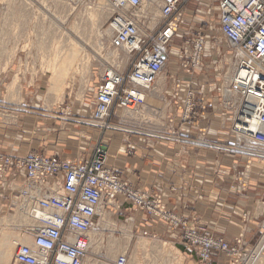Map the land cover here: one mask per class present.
Masks as SVG:
<instances>
[{"label":"built area","instance_id":"1","mask_svg":"<svg viewBox=\"0 0 264 264\" xmlns=\"http://www.w3.org/2000/svg\"><path fill=\"white\" fill-rule=\"evenodd\" d=\"M108 2L112 9L108 21L110 47L125 53L131 59L130 67L124 73L112 68L102 71L94 98L82 106L86 120L76 123L91 125L103 136L120 132L128 155L141 145L148 157L162 160L175 154L168 145L171 143L183 150L189 145L205 146L206 112L220 108L221 117L229 116L228 130L234 136L230 148L223 149L245 160L244 169L235 176L236 190L243 192L253 160L264 161V0H197L206 8L203 13L210 21L196 29L183 15L187 0ZM145 4L156 7L160 15L155 31L144 27V17L137 12ZM213 31L230 58L224 60L226 55L221 53ZM205 57H214L220 72L216 101L208 100L209 74L198 73L203 70ZM145 113L150 120L134 125V134L128 133L127 126L111 124L112 119L127 121ZM252 125L255 131L250 130ZM105 138L110 142L109 135ZM101 140L87 158L73 160L33 150L22 156L0 152V183L21 181L17 187L10 185L11 206L13 214L24 219L17 228L28 240L15 246L11 264H84L94 246L97 218L105 206L120 205L121 201L163 222L171 235L194 253L196 264H210L216 254L232 256L237 252L244 231L231 245L200 230L195 221L189 224L183 220L164 204L159 191L135 190L108 164ZM247 217L242 215L243 222Z\"/></svg>","mask_w":264,"mask_h":264},{"label":"crops","instance_id":"2","mask_svg":"<svg viewBox=\"0 0 264 264\" xmlns=\"http://www.w3.org/2000/svg\"><path fill=\"white\" fill-rule=\"evenodd\" d=\"M182 10L184 18L195 29L200 27V23L210 21L203 13L206 8L198 4L197 0H187ZM153 28L152 25L151 29ZM214 61L217 62L215 59L205 57L203 70L198 72L209 74L208 88L211 89L209 101L219 100L216 87H219L221 79ZM3 68L4 63L0 64V85L7 86L4 91L1 90L3 86H0V152L12 156H22L29 150L41 152L47 156L59 152L58 155L72 160L82 156L73 144L78 138L76 133L81 136L80 133L83 132L87 136L85 126L82 124H75L72 129H65L66 132H59L61 122L55 116L42 113L44 109L26 111L20 108L18 111H14L15 109L9 111V63L4 70ZM26 106L29 107V105ZM22 107L25 108L24 105ZM218 110L220 108L214 107L206 112L209 123H203V126L208 128V134L204 139L205 146L189 145L183 150L178 144L171 143L168 145L174 149L175 154L168 155L166 159L148 157L147 150H144L141 145L128 155L127 145L123 143L121 135L117 132H107L102 136L101 143L105 144L108 164L119 171L121 178L129 181L135 190L146 193L159 191L164 204L169 206L175 214L189 224L195 221L197 228L206 230L213 237L221 238L231 245L236 236L244 231V247L246 246V250L252 249L253 245H257L261 242L259 240L264 239L262 211L264 163L251 165L246 189L243 192H237L235 176L239 169H244L245 161L237 153L223 149L230 148V143L234 142V136L228 130L229 116L221 117ZM69 132H73L75 136L73 137ZM190 133V137L193 138L195 129L192 128ZM107 135L110 137V142L105 140ZM62 138L64 139L61 140ZM87 141L85 139L83 141L82 138L79 142L92 148L99 142L98 137L97 140L94 137L90 142ZM90 150L86 151L88 155L85 154L82 158H87ZM6 181V183H0V220L4 218L7 220L13 215L10 185L17 187L21 183L19 179ZM102 212L100 218H97L99 223L105 214L104 220L107 225L102 234L115 232L120 243L124 244L128 250L125 249L126 252L119 255V264H129L131 243L134 240L138 247L136 256L139 254L140 258L145 259L146 262L142 261L141 264H147L150 260L154 261H150V264H196L194 253L181 245L163 222L146 211L137 209L130 202L121 201L120 205L105 206ZM243 214L248 215L247 221L243 222ZM108 225L114 226L116 230H109ZM92 240L94 241V235ZM164 246L176 250L182 260L175 261L173 256L165 254ZM92 251L93 249L84 264H88L87 259L100 258L110 264L113 263L110 258L103 256V253L98 256ZM147 254L149 258L146 259ZM214 257H217V254L213 256L211 264H221L215 262ZM218 257L224 258L222 255ZM122 258L123 263H120Z\"/></svg>","mask_w":264,"mask_h":264},{"label":"rangeland","instance_id":"3","mask_svg":"<svg viewBox=\"0 0 264 264\" xmlns=\"http://www.w3.org/2000/svg\"><path fill=\"white\" fill-rule=\"evenodd\" d=\"M41 1L0 0V64L4 63V70L9 63V86H11L13 81L16 82L13 90L9 91L10 87H8L9 111L11 109H15L14 111H18V109L20 108H23L26 111L44 109V111L42 110V113H46V115L50 116H55L56 118H58V121L61 122V130L59 128V132H66L64 131L65 129H72L73 125L83 123L86 120L87 115L82 106L90 101V99H87L88 97L91 99L94 98L93 91L96 88L98 77L102 73V71L106 68H112L116 70L117 67L114 65V62L111 58L112 53L114 52L113 54H117L120 57H123L122 55H125V53L113 50L109 46L111 36L108 40L105 36H103V39L102 37L98 36L99 30L102 33L107 31L108 21L112 15V9H110L111 11L109 12L105 11L110 7L108 0H84L83 2L76 3V5H73L71 2H69L71 3L69 5L68 1L63 0ZM137 12L144 17L143 25L145 28H147V30L155 31L158 28L160 15H158L159 13L156 7L155 10H153V16L149 12V10H147L146 5H142L137 10ZM154 12L157 16H154ZM146 14H148L149 17H146ZM153 17L156 18L158 22L156 26L151 29L152 25L150 24V22ZM212 33L211 34L213 35V37L217 39V42L219 43L221 53L223 55H226L224 57V60L225 58H230L229 54H227L228 49L223 41L220 40L218 33L216 31H213ZM60 41H62V43H60ZM97 41H99L100 44H98ZM58 42L60 44V47L58 45ZM72 42H75L76 44L78 43L80 46H77H79V48H83V51L80 53L81 56L79 55V60L73 68L72 75H69L65 83V86L63 88L64 92H62L61 94L62 96H59L58 99L57 97L52 98L49 92V81L50 77L52 76L53 66L57 63L59 57H61V55L68 49V47L70 46L68 44ZM53 46H55L56 49H53L55 48ZM94 46L95 48H93ZM62 47L64 49H62ZM102 48L103 51L100 50ZM97 49L99 51H97ZM59 51L63 53L61 54ZM56 57L58 59H56ZM52 59L57 61H53ZM213 59L215 58L213 57ZM218 60H221V58L219 57ZM130 61L131 59L128 58L125 62L126 66L122 67L121 69L117 68L116 71L122 73L127 71L130 67ZM85 66L87 67V69L85 68ZM75 67L79 68L75 69ZM46 68L49 69L48 72ZM81 68L83 69V71ZM0 86H3L1 87L2 91L6 90V84H2ZM23 105L25 106V108L22 107ZM26 105H29V107H27ZM146 105L149 106V100H147ZM158 107H162L164 109V106L160 104H158ZM126 120L127 121L119 122L117 119H112L111 124H118L124 127L127 126L128 133L134 134V125H137L141 120H150V117L145 113L142 117L132 116ZM83 126H85L87 136L83 132H79L81 136L76 133V137L78 138L73 142L82 156L85 154L88 155L86 151H89L92 148L91 146H87L86 144L79 142L80 140H82V138L83 141L84 139L85 141H87L88 137L87 142H90L92 138L95 137L97 140L98 137V140L100 142L103 136L99 129L93 128L91 125ZM69 133L73 135V137L75 136L71 132ZM117 133L121 135L119 136L122 139V133ZM92 134L93 137L91 138ZM131 136L133 137L134 135ZM63 139L64 138H62L61 140ZM82 156H80L78 159L82 158ZM254 163L260 165L263 164L264 161L259 162V160H256L255 158L253 160V164ZM240 171L242 170L239 169L238 172ZM262 211L264 213V204L262 206ZM4 220L5 218L0 220V242L4 238V235H2L3 232L9 234V236H11L12 233H20L17 226L22 225L24 219L19 214L14 213L10 217V220H8L7 222H5ZM109 230L115 231L116 229L114 228V226L109 225ZM259 241L262 242L264 241V239ZM93 242L95 243V245L92 252L97 254L98 256L103 253V256L105 255V257L110 258L111 261H113L112 264H119V255L123 254L124 251L126 252L127 250L124 244L120 243L119 237L115 232H108L105 235L101 233L100 236H98L97 241L94 239ZM258 244L253 245L254 248L252 247V249L249 248L246 250V246L244 247L242 237V244L238 247L237 252L234 255H222L224 256V258H219L218 256L220 255L218 254V258L214 257V259H216L215 262H219L221 264H264V245L259 254L255 251ZM165 247L167 246H164L163 250ZM137 250L138 247L135 244L134 240L131 243L130 257L132 260H129V264H141L142 261L145 262V259L142 260L139 254L138 256H136ZM165 254H167V252H165ZM146 256V259L149 258L148 254ZM87 261L88 264H110L108 261L102 258L87 259ZM150 261H147V264H150ZM120 263H123V258Z\"/></svg>","mask_w":264,"mask_h":264},{"label":"bare ground","instance_id":"4","mask_svg":"<svg viewBox=\"0 0 264 264\" xmlns=\"http://www.w3.org/2000/svg\"><path fill=\"white\" fill-rule=\"evenodd\" d=\"M41 1V0H40ZM149 1V0H148ZM42 2V1H41ZM46 2H48V1H46ZM52 2V1H51ZM69 3V2H68ZM43 4V3H42ZM71 3H69V5H70ZM73 5H76V3H72ZM68 5V4H67ZM146 5V7H147V10H149V12L151 13V15L153 16V10H155V8H153V7H150V5L149 4H145ZM68 7V6H67ZM70 7V6H69ZM74 9V8H73ZM111 8L109 7L108 9H106L105 11H107V12H109V11H111L110 10ZM152 9V10H151ZM143 11V10H142ZM98 13H99V11H98ZM155 13V12H154ZM105 15V14H104ZM103 15V16H104ZM159 15V14H158ZM154 16H157L156 15V13H155V15ZM149 17V16H148ZM105 18V17H104ZM64 21V20H63ZM157 20H156V18H152V20H151V22H150V24L151 25H153L154 26V24L156 25L157 24ZM72 31V30H71ZM74 31V30H73ZM58 32V31H57ZM72 33V32H71ZM66 34V33H65ZM109 34H111L110 33V30H108L107 29V31H105L104 33H102L100 30L98 31V36H100V37H102V39H103V36H105L106 38H107V40L109 39V37H110V35ZM61 35V34H60ZM67 36H68V34H67ZM66 36V37H67ZM57 37H58V35H57ZM62 37H63V34H62ZM65 38V37H64ZM59 39V38H58ZM63 39V38H62ZM61 39V40H62ZM70 39V38H69ZM83 39V38H82ZM101 39V38H100ZM57 40V39H56ZM71 40V39H70ZM105 40V39H104ZM86 41V40H85ZM69 42H71V41H69ZM98 42V44H100L99 43V41H97ZM97 42H96V44H97ZM102 42V41H101ZM60 43H62V41H60ZM103 43V42H102ZM55 44V43H54ZM95 44V45H96ZM58 45H59V47H60V44H59V42H58ZM68 45H70L69 47H68V49L65 51V53H63V52H61L62 51V49H64L63 47H62V49H61V51H59L61 54V57H59V60L57 61V60H53V61H57V63L53 66V70H52V76L50 77V81H49V84H50V88H49V92H50V96L52 97V98H56L57 97V99L59 98V96H62L61 94H62V92H64L63 91V88H64V86H65V83H66V81H67V79H68V77H69V75L71 74L72 75V72H73V68H74V66H75V64L77 63V61L79 60V55H80V53L83 51V48H79V44L77 43H75V42H72V43H70V44H68ZM77 45H79V46H77ZM84 45V44H83ZM88 45V44H87ZM56 46V45H55ZM55 46H53V47H55ZM62 46V45H61ZM110 46V45H109ZM52 47V48H53ZM96 47H97V45H96ZM67 48V47H66ZM93 48H95V46L93 47ZM98 48V47H97ZM53 49H56V47L55 48H53ZM58 49V48H57ZM109 49V48H108ZM100 50H102L103 51V48L102 49H100ZM51 51V50H50ZM97 51H99L98 49H97ZM52 52V51H51ZM57 52H58V50H57ZM85 52V51H84ZM50 53V52H49ZM99 53H101V52H99ZM111 53V52H110ZM114 53V52H113ZM112 53V56H111V58H112V61L114 62V65L117 67V68H119V69H121L122 67H124V66H126L125 64V62L127 61V59H128V56L125 54H123L122 56L123 57H120V56H118L117 54H113ZM52 54V53H51ZM56 55H57V53H56ZM50 56V55H49ZM81 56V55H80ZM84 56H85V54H84ZM108 56V55H107ZM58 57V56H57ZM56 57V59H58ZM88 57V56H87ZM86 57V58H87ZM110 58V57H109ZM109 58H107V59H109ZM51 60V59H50ZM49 60V61H50ZM80 60H83V59H80ZM85 61V60H84ZM87 62V61H86ZM52 63V62H51ZM46 64H48V63H46ZM84 64H85V62H84ZM52 65V64H51ZM50 65V66H51ZM79 65V64H78ZM47 66V65H46ZM77 66V65H76ZM82 66V65H81ZM86 66H88V65H86ZM85 66V68L87 69V67ZM48 68V67H47ZM46 68V69H47ZM50 68V67H49ZM77 68H79V67H77ZM76 67H75V69H77ZM84 68V67H83ZM84 68V69H85ZM117 68H116V70H117ZM52 69V68H51ZM82 69V68H81ZM85 69V70H86ZM48 70L49 69H47V72H48ZM51 71V70H50ZM82 71H83V69H82ZM81 71V72H82ZM79 73V72H78ZM74 74V73H73ZM80 74V73H79ZM84 74H86V73H84ZM75 75V74H74ZM16 84V82L15 81H13V83L11 84V86H9L10 88H9V91L10 90H13V87H14V85ZM56 99V100H57ZM60 100V99H59ZM58 101V100H57ZM61 101V100H60ZM53 102H55V101H53ZM49 105V104H48ZM148 111H149V109H148ZM149 116V115H148ZM257 128L254 126V125H252L251 127H250V130L251 131H255ZM261 130H264V129H261ZM103 213V212H102ZM102 213H101V215H102ZM105 215V214H104ZM104 215H103V218H102V220L101 221H99V223H98V228H97V232L95 231V232H93V235H94V239L95 240H97V238H98V236L102 233V231L104 230V228L106 227V222H105V220H104ZM8 217V216H7ZM8 220H10V218H8L7 220L5 219L4 221L5 222H7ZM10 222V221H9ZM1 225H3V224H1ZM25 225H26V223H25ZM9 226H10V223H9ZM109 226V225H108ZM264 232V231H263ZM2 235H4V238L2 239V241L0 242V264H9V261L11 262V257H12V255H13V250H14V248H15V246L17 245V244H20V245H24V244H27L28 243V240H27V238L25 237V236H22L20 233H18V232H16V233H12L11 234V236H9V234H6V233H4L3 232V234ZM1 238V237H0ZM129 238V237H128ZM138 241V240H137ZM98 244V243H97ZM136 244V243H135ZM95 245V244H94ZM263 245H264V241H262V242H260L259 244H258V246L256 247V249H255V251L256 252H260L261 250H262V248H263ZM94 247V246H93ZM93 249V248H92ZM164 252H167V255H170V256H173L174 257V259H175V261H178V259H179V261L180 260H182V257L180 256V254L176 251V250H172V248L170 247H165L164 248V250H163ZM260 254V253H259ZM132 260V259H131ZM178 261V262H179Z\"/></svg>","mask_w":264,"mask_h":264}]
</instances>
